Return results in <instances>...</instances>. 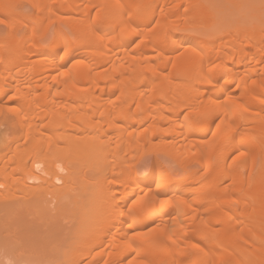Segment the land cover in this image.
Returning <instances> with one entry per match:
<instances>
[{"label":"bare ground","instance_id":"1","mask_svg":"<svg viewBox=\"0 0 264 264\" xmlns=\"http://www.w3.org/2000/svg\"><path fill=\"white\" fill-rule=\"evenodd\" d=\"M0 25V264H264V0H0ZM151 120L176 172L123 165Z\"/></svg>","mask_w":264,"mask_h":264},{"label":"rangeland","instance_id":"2","mask_svg":"<svg viewBox=\"0 0 264 264\" xmlns=\"http://www.w3.org/2000/svg\"><path fill=\"white\" fill-rule=\"evenodd\" d=\"M22 3L23 4H19L18 5V8L24 10L25 12L31 13L32 12V8L29 5L25 4L24 2H22ZM0 31L1 32H6V27L4 25H0ZM52 33L53 32L51 31L48 34V36L45 39V41H47L51 37ZM120 94L121 93L119 91H117V92H115L113 94L112 97L114 99H118L120 97ZM8 97H9V95H6V96L2 97V101L5 103V106L12 107V106L16 105V102L14 100H9ZM147 97H152V95L151 94H146L145 98H147ZM77 102L78 101H76L75 103H77ZM80 102H79V104H80ZM4 113H6V115ZM4 113H3V116L0 119V122H3V124L0 127V137H2V138L3 137H7L9 139V142H11L9 148L15 149L18 145L20 146L21 144H23V138H20V135H22V133L20 132L19 122H18L16 116H13L14 114H11L7 110ZM184 118H185V113L182 114L181 119L179 118L178 121L181 122ZM96 120L98 121V118H96ZM154 123H155V121L151 120V121H148L146 124H144L143 127L139 128L140 131L141 130H143V131L146 130V133H145L146 135L140 141H137V143H135L133 145L131 150L125 152V149H126V145L125 144H122L121 149H120V154L125 157V162H124L123 165L125 167H127V168L135 167L137 169V171L139 172L140 176L143 175V173L145 171H147L149 169L150 165H152L156 160L158 162H160V164L168 171L176 172V170H178V167H179L178 165L175 164L174 157L169 156V154H168V152L166 150H158L157 148H159V147L156 146L158 143L149 140V131H147V130ZM174 125H175V123L171 124L170 127H173ZM183 131H185V129L181 128V132H183ZM12 132H14V133H12ZM9 133H11L12 137L10 136ZM212 135H213V130H211L207 134V136L205 137L204 140L206 142L210 141L211 138H212ZM16 136H17V138H16ZM14 137H15V139H13ZM11 138H12V140H16L17 143H15L16 141H14V142L11 141L10 140ZM175 139H176V137H173V138H171L170 141H174ZM178 145L181 146V143H178ZM189 147H190V145L187 144L184 150L186 151V150L190 149V150H192V153L197 152V148L195 146H193L192 148H189ZM7 151H8L7 149H3L2 152H4V154H5ZM2 152L0 151V153L3 155ZM110 154L111 155L113 154L112 150L110 151ZM9 156H13V154L9 153ZM204 160H205V158L202 160V162H204ZM110 164L108 165V169L112 168V166ZM229 164H230V162H228L227 166ZM191 170L195 171L198 174V176H200L199 181L194 183V184H192L189 187L192 191L197 192L203 186L206 187L209 184L212 185L208 181L209 174L207 173V171H206V169L204 167L200 166L199 164H193ZM94 178H95V175H88V177L86 178V183L88 184V187H91V184L93 183V181H94L93 179ZM0 190L2 191V188H0ZM2 192H4V191H2ZM18 193L19 194H17V195L21 196L20 191ZM0 195L2 197L1 199H4V196L6 194L2 196V193H1ZM134 200H136V199L133 198L132 201H134ZM19 247H20V249L16 248V250L17 249L21 250V252L23 253L24 250H22L23 248L21 249L22 245L21 246L19 245ZM23 247H24V245H23ZM16 252L15 251L13 252L14 256L16 255ZM22 253H20V254H22ZM18 254H19V252H18ZM11 256H9V257H11ZM211 264H214V263H211Z\"/></svg>","mask_w":264,"mask_h":264}]
</instances>
